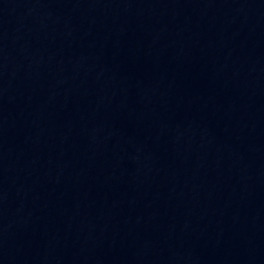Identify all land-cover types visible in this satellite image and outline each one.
I'll return each mask as SVG.
<instances>
[{
    "label": "water",
    "instance_id": "obj_1",
    "mask_svg": "<svg viewBox=\"0 0 264 264\" xmlns=\"http://www.w3.org/2000/svg\"><path fill=\"white\" fill-rule=\"evenodd\" d=\"M0 264H264V0H0Z\"/></svg>",
    "mask_w": 264,
    "mask_h": 264
}]
</instances>
